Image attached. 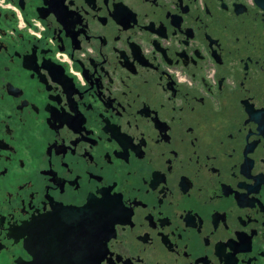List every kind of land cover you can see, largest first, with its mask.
Listing matches in <instances>:
<instances>
[{
    "label": "flooded vegetation",
    "instance_id": "flooded-vegetation-1",
    "mask_svg": "<svg viewBox=\"0 0 264 264\" xmlns=\"http://www.w3.org/2000/svg\"><path fill=\"white\" fill-rule=\"evenodd\" d=\"M0 264H264V0H0Z\"/></svg>",
    "mask_w": 264,
    "mask_h": 264
},
{
    "label": "water",
    "instance_id": "water-1",
    "mask_svg": "<svg viewBox=\"0 0 264 264\" xmlns=\"http://www.w3.org/2000/svg\"><path fill=\"white\" fill-rule=\"evenodd\" d=\"M102 209H103L102 204H95V205H94V210H95V211H100V210H102Z\"/></svg>",
    "mask_w": 264,
    "mask_h": 264
}]
</instances>
